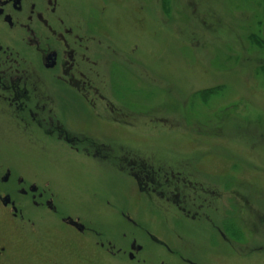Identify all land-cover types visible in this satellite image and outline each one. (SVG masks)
Listing matches in <instances>:
<instances>
[{
    "label": "rangeland",
    "instance_id": "rangeland-1",
    "mask_svg": "<svg viewBox=\"0 0 264 264\" xmlns=\"http://www.w3.org/2000/svg\"><path fill=\"white\" fill-rule=\"evenodd\" d=\"M151 6L154 12L137 3L126 7L115 39L103 40L121 47L115 54L104 52L108 64L118 66L117 75L110 73L111 90L141 88L137 106L124 104L126 121L135 128L125 137L134 142L105 148L101 154L107 157H100L84 142L77 152L41 136L34 145L32 129L22 143L10 142L0 129V148L27 152L30 167L46 165L64 211L112 242L114 251L125 250L99 264H182L177 258L171 263L147 232L179 254L200 258L206 227L235 203L241 241L229 244L241 253L264 255V46L251 39L254 34L264 44V0H155ZM127 42L131 50L136 46L134 54ZM5 126L0 119V128ZM121 157L145 160L170 176L178 173V200L191 202L194 196L199 205L155 208L146 203L153 200L149 195H131ZM204 203L217 209L206 210ZM225 252L211 254L214 264H235Z\"/></svg>",
    "mask_w": 264,
    "mask_h": 264
},
{
    "label": "flooded vegetation",
    "instance_id": "flooded-vegetation-1",
    "mask_svg": "<svg viewBox=\"0 0 264 264\" xmlns=\"http://www.w3.org/2000/svg\"><path fill=\"white\" fill-rule=\"evenodd\" d=\"M154 1L0 0V119L7 122L0 129L7 132L6 139L22 143L27 138L25 131L32 129L34 145L41 136L77 152L84 142L82 146H95L100 153L95 156L100 157H107L101 154L105 148L118 150L125 142H134L125 137L135 128L126 121L124 104L137 106L141 88L128 93L119 86L118 91L111 90L118 66L108 64L104 52L115 54L121 47L105 46L103 40L115 39L126 7L137 3L140 10L154 12ZM135 49L130 52L134 54ZM148 95L153 98L151 91ZM30 157L16 147L0 148V264H90L92 259L99 264L106 256L125 254L124 249L114 251L112 242L64 211L54 173L46 165L30 167L26 163ZM77 158L92 159L87 155ZM120 162L125 180L132 184L128 192L149 195L153 200L147 204L155 208L173 205L179 210H186L183 205H199L194 196L191 202L178 200V173L170 176L169 170L145 160L127 162L121 157ZM202 201L207 198L203 196ZM201 205L206 210L217 209L214 204ZM235 209L218 213V223L206 227L205 252L200 258L179 254L147 235L165 250L171 263L177 258L182 264H214L211 254L222 249L235 264H264L263 254L241 253L229 244L241 241ZM205 217L208 224L214 220L209 214ZM124 218L137 227L130 217Z\"/></svg>",
    "mask_w": 264,
    "mask_h": 264
},
{
    "label": "trees",
    "instance_id": "trees-1",
    "mask_svg": "<svg viewBox=\"0 0 264 264\" xmlns=\"http://www.w3.org/2000/svg\"><path fill=\"white\" fill-rule=\"evenodd\" d=\"M255 44H260V48L264 46L263 42L259 41V39H257L254 34H252V38H251ZM261 70L262 72H264V66H261Z\"/></svg>",
    "mask_w": 264,
    "mask_h": 264
}]
</instances>
